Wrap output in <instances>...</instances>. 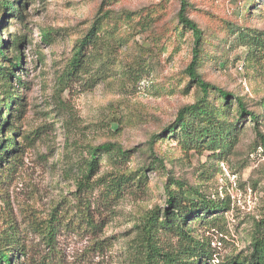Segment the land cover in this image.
Masks as SVG:
<instances>
[{"label":"rangeland","instance_id":"rangeland-1","mask_svg":"<svg viewBox=\"0 0 264 264\" xmlns=\"http://www.w3.org/2000/svg\"><path fill=\"white\" fill-rule=\"evenodd\" d=\"M15 2L20 17L0 4V45L21 57L11 76L0 57V104L7 93L17 98L0 110V140L14 149L0 164V240L15 234V264H142L141 224L148 211L167 210L166 184L226 206L186 222L212 252L198 264L248 258L257 225L264 233V0H188L203 32L199 75L260 116L255 125L235 100L209 92L206 106L225 133L213 147L192 137L204 126L197 115L186 116L187 131L175 123L181 108L206 107L185 74L193 39L177 21L179 0ZM95 21L80 68L68 74ZM105 143L124 157L98 154L86 183L89 152ZM116 175L126 181L108 193L104 182ZM157 243L175 250L178 237L162 231Z\"/></svg>","mask_w":264,"mask_h":264},{"label":"trees","instance_id":"trees-1","mask_svg":"<svg viewBox=\"0 0 264 264\" xmlns=\"http://www.w3.org/2000/svg\"><path fill=\"white\" fill-rule=\"evenodd\" d=\"M180 8L177 12L178 23L189 30L192 35V51L191 60L188 63L185 74L188 80L193 83L203 95V100L200 103L207 102V96L209 92H214L218 95L219 99L226 103H231V100H235L238 114L242 118L248 116L255 125L258 124L257 114H254L246 110L245 104L239 97L233 98L231 92H227L221 88H218L207 81H205L198 73V65L201 60L203 52V32L197 26V24L191 20L187 15V10L189 9L188 0H179ZM0 4L6 9L9 14L17 13L20 17V4L18 2H9L6 0H1ZM16 9V10H15ZM22 16V15H21ZM97 21V20H96ZM96 21L91 26L90 31L84 36L76 47L75 53L71 59L68 74H73L76 69L78 70L81 65V58L83 57L84 48L90 43L92 36L95 31ZM241 38L248 37L247 34H240ZM259 41V40H258ZM2 43L0 45V57L3 61H6L10 67L9 76H11L15 71L21 69V57L16 54L12 58H9L5 51L2 49ZM2 68H0L1 70ZM8 74V73H7ZM8 75L4 76L7 77ZM18 83H21L18 78ZM17 102L16 96L14 94H6L2 104H0V110H10L12 105ZM11 111V110H10ZM216 108L214 110L209 109L208 106L201 108L198 104L189 105L181 108L176 116V125L179 126L181 131H187L188 123L185 121L187 115H197L202 119L204 124L200 131H196L192 134L194 140L203 141V143H208L213 147V145L218 144L222 141V136L225 134L220 128H216V120L213 116L216 113ZM12 115L11 112H9ZM2 116H0L1 122ZM173 128V127H172ZM170 129V128H169ZM168 128L164 131L167 133ZM169 132H173L172 130ZM186 132H184L185 134ZM189 133V132H187ZM260 139L261 145L264 146V135L257 132ZM156 136L150 139V151L152 145L155 141ZM11 138L0 140V164L2 161L7 159L10 153L14 152L11 146ZM123 150L117 145L111 143H105L92 148L89 152V160L85 165V175L83 179L88 183L89 178L96 175L98 167V154H108L110 157L118 161V159L124 157ZM6 179V175L0 177V182ZM126 181L125 176L116 175L110 178L107 182H104V187L108 193H116L120 190L123 182ZM179 191H181L180 196L175 194V191L171 190L166 184L164 186L165 193L167 195L166 206L167 210L160 212L158 208H154L147 212L142 224H141V247H142V264H198V262L203 258H212V252L208 244L204 241L195 239L189 230H186V222L189 217H197L200 214H216L222 212L226 209V206L221 201L211 200L204 197L201 193L197 192L192 188L184 189L181 184H177ZM84 213V211L82 212ZM163 213V214H162ZM85 218L90 220L88 214H85ZM88 222V220H87ZM51 224H46V236L49 240L53 236V226ZM181 224V225H180ZM162 231H168L173 233L178 237V247L175 250H167L160 247L157 243L159 233ZM251 252L250 256L244 258H233L226 259L224 264H264V233L261 225H257L255 233L250 242ZM16 251H21L18 244V240L14 233L7 235L5 240H0V264H15L17 256L14 255Z\"/></svg>","mask_w":264,"mask_h":264}]
</instances>
